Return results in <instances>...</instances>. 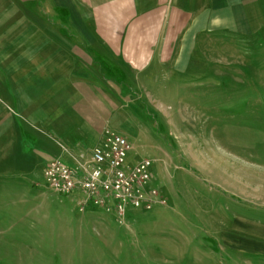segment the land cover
I'll return each instance as SVG.
<instances>
[{
  "label": "rangeland",
  "instance_id": "1",
  "mask_svg": "<svg viewBox=\"0 0 264 264\" xmlns=\"http://www.w3.org/2000/svg\"><path fill=\"white\" fill-rule=\"evenodd\" d=\"M199 43L198 77L166 85L146 109L153 139L127 138L130 161H153L167 204L120 221L80 210L40 171L2 176L0 264H264V253L229 256L220 240L239 218L264 225V29Z\"/></svg>",
  "mask_w": 264,
  "mask_h": 264
},
{
  "label": "crops",
  "instance_id": "2",
  "mask_svg": "<svg viewBox=\"0 0 264 264\" xmlns=\"http://www.w3.org/2000/svg\"><path fill=\"white\" fill-rule=\"evenodd\" d=\"M262 29L264 0H0V177L83 172L107 128L150 141L146 109L198 77L199 38ZM227 228L229 256L264 253V225Z\"/></svg>",
  "mask_w": 264,
  "mask_h": 264
},
{
  "label": "built area",
  "instance_id": "3",
  "mask_svg": "<svg viewBox=\"0 0 264 264\" xmlns=\"http://www.w3.org/2000/svg\"><path fill=\"white\" fill-rule=\"evenodd\" d=\"M124 134L105 129L102 141L91 150V164L83 172L58 158L43 166L45 184L52 192L86 206L111 212L122 221L128 209L151 210L166 205L167 197L154 184L153 161L129 160L131 143Z\"/></svg>",
  "mask_w": 264,
  "mask_h": 264
}]
</instances>
